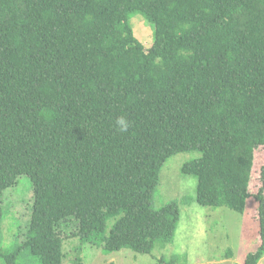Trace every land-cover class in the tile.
Listing matches in <instances>:
<instances>
[{
    "label": "trees",
    "instance_id": "1",
    "mask_svg": "<svg viewBox=\"0 0 264 264\" xmlns=\"http://www.w3.org/2000/svg\"><path fill=\"white\" fill-rule=\"evenodd\" d=\"M134 14L152 27L148 48ZM258 148L264 0H0V229L4 190L26 175L33 192L25 237L12 252L0 246L2 264H18L23 251L63 264L60 228L71 220L76 252L150 254L173 242L179 203L154 208L152 198L164 162L183 151H198L180 168L196 177L198 204L256 221L246 233L257 246L242 264H257Z\"/></svg>",
    "mask_w": 264,
    "mask_h": 264
},
{
    "label": "rangeland",
    "instance_id": "2",
    "mask_svg": "<svg viewBox=\"0 0 264 264\" xmlns=\"http://www.w3.org/2000/svg\"><path fill=\"white\" fill-rule=\"evenodd\" d=\"M130 20L137 38L148 48L153 38L149 22L139 14L132 15ZM256 153L257 159L264 162V148H258ZM196 156L198 151H183L168 157L161 168L160 180L153 194L154 208L171 200L179 203L180 219L173 242L163 247L156 244L150 254H140L128 248L105 253L101 247L89 245L81 246L76 252L78 239L71 234L76 222L64 221L60 228L67 235L63 241V264H75L77 256L83 264H164L159 260L161 256L166 259L176 257L174 264H242L246 253L257 246V240L247 234L251 233L250 230L252 233L256 231V221L249 222L245 218L249 215L243 218L239 212L224 206H202L195 201L196 177L182 174L180 168L186 160ZM32 194L31 181L26 175L18 176L16 184L4 190L0 229L2 249L12 252L24 239L31 213ZM112 221L109 219L108 225ZM15 228H18L17 236ZM227 252H231L228 258L223 256ZM34 260L23 251L17 262L37 264ZM257 264H264V255Z\"/></svg>",
    "mask_w": 264,
    "mask_h": 264
},
{
    "label": "clouds",
    "instance_id": "3",
    "mask_svg": "<svg viewBox=\"0 0 264 264\" xmlns=\"http://www.w3.org/2000/svg\"><path fill=\"white\" fill-rule=\"evenodd\" d=\"M117 123L120 125V130L124 131L127 128V123L123 118H120Z\"/></svg>",
    "mask_w": 264,
    "mask_h": 264
}]
</instances>
